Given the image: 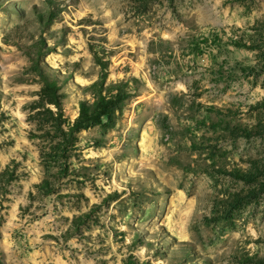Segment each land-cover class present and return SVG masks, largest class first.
Listing matches in <instances>:
<instances>
[{"label":"rangeland","instance_id":"374dc122","mask_svg":"<svg viewBox=\"0 0 264 264\" xmlns=\"http://www.w3.org/2000/svg\"><path fill=\"white\" fill-rule=\"evenodd\" d=\"M0 264H264V0H0Z\"/></svg>","mask_w":264,"mask_h":264},{"label":"trees","instance_id":"16d2710c","mask_svg":"<svg viewBox=\"0 0 264 264\" xmlns=\"http://www.w3.org/2000/svg\"><path fill=\"white\" fill-rule=\"evenodd\" d=\"M55 15L52 12H48L45 15L39 16V21L43 26H48L53 21ZM94 62L100 68V77L98 80L89 84L88 88L93 94V100H81L78 105V114L73 119L71 125L68 127V132L64 133L65 136H71L74 132L85 129L94 125H105L112 127L124 110L130 93L128 91L127 81H118L106 83L107 75V63L103 61L96 53L93 55ZM35 69L39 70V66H35ZM44 82V86L48 90L52 103L61 110V104L59 101L60 86L56 80L51 79L42 70L39 71ZM105 118V121H103Z\"/></svg>","mask_w":264,"mask_h":264}]
</instances>
